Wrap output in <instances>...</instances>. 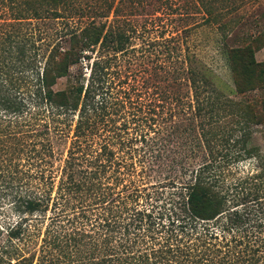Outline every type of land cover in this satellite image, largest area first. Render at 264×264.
Instances as JSON below:
<instances>
[{"label": "trees", "instance_id": "1", "mask_svg": "<svg viewBox=\"0 0 264 264\" xmlns=\"http://www.w3.org/2000/svg\"><path fill=\"white\" fill-rule=\"evenodd\" d=\"M16 1L0 0V196L15 216L0 257L264 264V154L245 134L264 124V63L246 41L224 47L227 97L186 32L128 14L145 0ZM50 19L46 45L22 29ZM237 111L244 127L220 123Z\"/></svg>", "mask_w": 264, "mask_h": 264}, {"label": "rangeland", "instance_id": "2", "mask_svg": "<svg viewBox=\"0 0 264 264\" xmlns=\"http://www.w3.org/2000/svg\"><path fill=\"white\" fill-rule=\"evenodd\" d=\"M16 2L22 6L20 10H24L25 0ZM15 7L13 12H16ZM127 11L136 19L135 21L145 24L151 33L155 32V29L160 33L172 35H182L186 32L188 36L186 46L201 63L212 71L223 87H228L223 91L227 97L231 95L233 86L223 53L225 46L236 47L245 40L253 51L255 61L264 63V0H145L141 9ZM13 12L7 11L5 19L13 18L11 16ZM56 21L51 19L41 22L33 20L31 23L28 21L23 23L22 29L24 28L23 31L28 35L33 32L32 39L46 45L48 40L41 38L49 35L54 37L53 31L59 26ZM1 22L3 21L0 19ZM5 29L9 30V27ZM17 29L18 27H15V31ZM41 33L44 35L40 38ZM52 40H49V44ZM253 95L262 98L264 90ZM234 116L235 119L226 117L220 120V123H227V129L231 127V124L233 128L239 129V126H236L238 122H242L240 126L244 127L243 117L245 119L247 113L237 111ZM246 127L249 128L246 129L245 134L250 135L247 147L259 148L264 154V124L254 126L250 123L249 126L246 124ZM242 134L243 131L238 133V136ZM254 167L255 160L252 159L239 163V168L244 172H250L254 170ZM157 191L160 193V199L168 193V189L165 188H158ZM161 203L158 202V204ZM12 220H15V216L9 212L7 202L0 196V247L3 246L6 238V224ZM19 247L20 253L14 257H0V264H18L22 258H24L22 264H29L28 258H33L31 255L33 247L29 250L22 245ZM37 259H40L38 254L35 255L32 264H36Z\"/></svg>", "mask_w": 264, "mask_h": 264}]
</instances>
